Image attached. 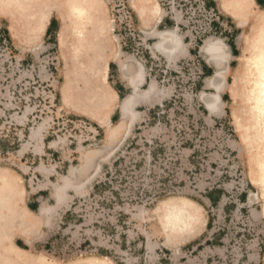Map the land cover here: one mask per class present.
Instances as JSON below:
<instances>
[{"label":"rangeland","instance_id":"374dc122","mask_svg":"<svg viewBox=\"0 0 264 264\" xmlns=\"http://www.w3.org/2000/svg\"><path fill=\"white\" fill-rule=\"evenodd\" d=\"M220 4L241 31L207 34L169 70L145 55L148 102L122 119L132 95L116 101V66L108 77L120 56L110 12H139L138 24L197 12L199 0H0V264H264V136L245 142L230 111L232 72L263 36L264 9ZM50 12L58 25L43 36ZM226 38L238 51L211 114L200 50L227 54Z\"/></svg>","mask_w":264,"mask_h":264},{"label":"crops","instance_id":"0c3cea01","mask_svg":"<svg viewBox=\"0 0 264 264\" xmlns=\"http://www.w3.org/2000/svg\"><path fill=\"white\" fill-rule=\"evenodd\" d=\"M209 1H211L214 6L213 4L211 5V2H208L207 5L205 1L199 0L200 5L203 7V12L196 14L197 23L191 22L188 19L190 17V12H179L180 14L178 12H155L156 14H154L153 12L156 18L149 19V22L144 20L138 24H135L133 14L136 17H140L139 12H110L113 24L115 23L113 25V31H116L119 37L120 56L118 61L114 59L108 61V77L110 78V69L116 66L118 68L119 78L116 81L117 84L114 86L112 85V89L117 97L116 101L122 103L128 96H134L132 105L124 111V115H122L123 111L121 107L119 108L121 104L118 106L117 112L121 114L122 119L137 105L148 102V94L144 95L141 93V89L150 81L147 74H144L142 67H140L143 58L146 56H148L149 59H153V56L158 57L164 63V66H168L166 69L169 70L171 65H177V63H180L182 60L191 57L192 54L189 47L191 43L197 45L202 42V39L206 37L207 34L212 33L215 35L217 30H219L220 33L229 32L230 30L233 31V29L235 31L240 30V28L236 27L228 17L233 15L232 12H223L224 14H222L221 9H219V12L216 8L215 1L217 0ZM251 4L256 15L261 13L264 9V0H251ZM177 14H179V17ZM225 14L229 15L226 16ZM52 21L54 24L58 25V21L54 17V12H50L49 14L48 23L43 36L50 33ZM229 24H233V28L231 26L229 27ZM185 27L187 29H185ZM166 28L170 30L166 32ZM181 34H184V36ZM149 40H151V43H149L150 45L148 44ZM226 40H228V38H226L225 41L223 39L224 42L222 43L226 46L228 55L226 63L230 64L231 61L236 59L238 47L232 40H230V42ZM158 47H162L163 50ZM201 57L203 59L204 70L208 74L210 73L213 75L215 71L211 69L215 68L214 65L208 61V57L205 54L201 53ZM138 59L140 61H138ZM150 63L152 64V62ZM140 68L142 73L141 77L139 76ZM109 81L111 80L109 79ZM150 87L152 92L154 87L151 85ZM207 87L213 89L211 86L207 85ZM184 205L187 209L189 208V205L182 204L184 210ZM177 208L181 207L179 206ZM162 209L164 210L161 211L162 214L167 213L166 211L169 210L167 207H162ZM26 210L29 212L31 211L28 206ZM183 230L189 229L183 228Z\"/></svg>","mask_w":264,"mask_h":264},{"label":"bare ground","instance_id":"6f19581e","mask_svg":"<svg viewBox=\"0 0 264 264\" xmlns=\"http://www.w3.org/2000/svg\"><path fill=\"white\" fill-rule=\"evenodd\" d=\"M219 7L222 12H234L232 10L228 11L226 4L223 6L220 4V0H217ZM227 8V9H226ZM264 14V12H263ZM229 15V14H228ZM237 26H243V23L237 21ZM6 27L9 29L10 35L14 43H16L20 38L16 29L13 28L12 24L6 23ZM261 37L255 42V47L250 50L248 54L243 56L242 54L237 57L236 67L232 72L234 78V87L231 89V99L233 101H238V104H231L230 111L234 119L237 132L241 138L246 142L247 135L249 138L258 140L256 135L264 136V32L262 31ZM159 48V47H158ZM159 49H162L160 47ZM201 53L208 57V61L211 62L215 67V72L213 74V79L211 82V87L214 89V96L211 99L205 101V106L207 110L212 114L221 110L223 104L219 99V93L223 86H220L218 79H223L225 76L224 64L228 59V55L224 53L221 48L216 45H208L200 50ZM222 71V72H221ZM240 88L242 91L237 93ZM248 87V88H247ZM241 93V94H240ZM250 96L249 104L244 103V97ZM134 96L130 97L126 104L121 106V110L124 112L134 101ZM241 101V102H240ZM241 103V105H240ZM247 110V112L239 120L235 119L238 115V111L242 112ZM260 157L264 158V153L259 152ZM264 160V159H263ZM263 171H264V163Z\"/></svg>","mask_w":264,"mask_h":264},{"label":"built area","instance_id":"2783aa9c","mask_svg":"<svg viewBox=\"0 0 264 264\" xmlns=\"http://www.w3.org/2000/svg\"><path fill=\"white\" fill-rule=\"evenodd\" d=\"M200 12H203V7L202 5L197 6V12H190V17L188 18L191 22L197 23L198 20L196 19V14H199Z\"/></svg>","mask_w":264,"mask_h":264},{"label":"trees","instance_id":"16d2710c","mask_svg":"<svg viewBox=\"0 0 264 264\" xmlns=\"http://www.w3.org/2000/svg\"><path fill=\"white\" fill-rule=\"evenodd\" d=\"M53 25H55V24H54V22L52 21V22H51V27H53ZM48 32H49V31H48Z\"/></svg>","mask_w":264,"mask_h":264}]
</instances>
